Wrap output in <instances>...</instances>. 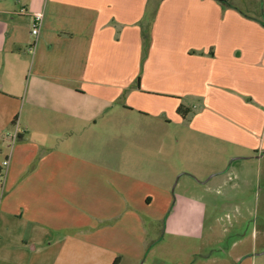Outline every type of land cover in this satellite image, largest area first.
Wrapping results in <instances>:
<instances>
[{
  "label": "crops",
  "instance_id": "1",
  "mask_svg": "<svg viewBox=\"0 0 264 264\" xmlns=\"http://www.w3.org/2000/svg\"><path fill=\"white\" fill-rule=\"evenodd\" d=\"M180 1L130 0L132 4H129L128 0H0V165L4 150L8 151L10 147L8 138L18 126L22 132L17 143L12 144L9 173L25 172L31 168L30 179L38 183H55L53 187L56 188L53 196L49 197L27 198L24 193L23 201L10 195L9 209L5 208V214L0 219V264H32V250L46 248V252L52 245V240L43 238L49 235L48 228H53L65 239L63 232H60V229H65L62 228L64 225L87 228L92 247L99 249L101 256L107 255L105 264H112L117 256L121 257L120 264H123L124 255L128 256L132 250L131 258L138 260L147 244L148 225L160 216V203L170 199L167 186L155 183L149 189L151 183H147L145 177L137 178L135 169L138 165L135 166V163H131L130 168L126 166L120 169L125 179H107L106 176L101 179L102 174L95 171L93 176L91 170L84 174L76 172L80 170L82 162L89 161V164L95 165L98 160L93 162L82 158L76 165L66 160L68 166L64 167V155L60 149L54 154L58 160L56 172L48 174L47 179L36 176L41 167L47 171L50 166V162H43L46 157L41 154V157L37 156L40 153L35 148L38 143L32 138L33 132L38 134L45 125L64 133L55 137L57 145L59 140L64 141L66 133L75 138V133L80 130L84 131V135L90 134L95 143L101 139L112 140L113 136L119 135L122 140L132 142H140L141 138L148 137L158 145L160 136L156 133L149 135L159 127L155 121H152L147 135L134 128L131 129L133 133H126V126L112 130L116 126L117 116L114 112L125 108L118 102L121 94L132 88L134 77L141 73L139 89L142 92L176 94L181 98L188 96V93L201 94L203 111H207L209 116L203 123H215L222 119L225 129H231V125L234 128V123L208 110L216 106L219 109L224 100L219 93L226 88L236 87L238 82L246 91H255L259 88L258 82L264 83V12L256 3L243 9L248 12L245 15L242 7L231 4L234 1L182 0L193 7L197 6L194 21L196 16L198 24L216 28L211 35L206 33L201 37H195L193 32L190 36L179 35L173 28L181 24ZM151 2L153 6H150ZM156 6L157 10L152 11ZM149 11H152L154 23L150 38L146 40L143 21ZM36 13L43 15L37 35L32 33ZM189 18V15L184 17L186 22ZM147 45V58L153 62V66L142 71L139 68L135 75L128 65L133 59L139 62L142 53L144 55L142 49ZM199 52L203 54L199 55ZM194 67L201 68V71L195 72ZM258 96L262 97L264 93ZM180 97L175 98L176 109ZM244 107L250 119L251 106L245 104ZM140 117L148 118L150 114ZM165 122L168 123L167 119ZM248 122L250 125V120ZM257 131L260 133L259 129ZM228 132L225 133L228 139L220 134L214 135L233 141ZM206 134L211 135L208 131ZM244 135L249 142V133L244 130ZM109 148L103 149V152H110ZM46 151L50 152L48 148ZM71 156L78 157V154L72 153ZM34 159L37 164L29 166ZM101 162L100 168L107 169L108 163L103 155ZM121 162L117 156V166ZM66 167L68 174H65ZM89 177L91 182L87 184L84 180ZM54 179L56 182H52ZM107 183H113L114 187L107 186ZM101 185L103 188L107 186L106 193L98 189ZM61 188H64L63 191ZM108 193L111 196L101 197ZM198 198V205L195 204L198 217L194 215L192 220H188L191 223L196 220L200 228L198 224L205 217L206 201ZM192 201L194 199L179 192L167 214L168 219L177 212L179 204L187 202L193 205ZM26 202L36 204L38 212L32 213L35 209L32 205L31 209L24 211L23 204ZM72 202L74 206L68 207ZM100 202L104 207L98 206ZM47 203L58 205L57 217L48 214ZM62 205L67 207L72 218L60 217ZM143 214L146 218L142 217ZM112 215L122 216L125 221V229L122 224L116 234L108 231L111 229L108 224H105L107 227L101 224ZM14 220H18V228ZM81 251L90 252V248L82 247ZM90 255L98 258L99 254ZM255 263L256 259L250 254L239 262Z\"/></svg>",
  "mask_w": 264,
  "mask_h": 264
},
{
  "label": "rangeland",
  "instance_id": "2",
  "mask_svg": "<svg viewBox=\"0 0 264 264\" xmlns=\"http://www.w3.org/2000/svg\"><path fill=\"white\" fill-rule=\"evenodd\" d=\"M232 1L234 2L231 4L242 7L241 11L245 15L247 11L243 9L254 3L261 6L264 12V0H229V2ZM128 3L132 4L130 0ZM152 3L150 6H153ZM179 4L182 14L181 24L178 23L177 28H173L177 30L179 35L187 34L190 36L193 32L195 37H201L206 33L212 34L216 27L207 28L198 24L196 16L194 21L197 6L193 7L191 3H185L182 0ZM197 5L199 4L197 3ZM155 10H157V6L152 11ZM152 11L147 12L144 18L145 22L143 21L146 27L143 30V36L146 40L150 38L154 23ZM185 15L190 16L188 22L184 19ZM202 30H204L203 33H201ZM142 51L144 55L142 53L139 62L138 59H133L128 65L134 70L135 75H137L139 68L142 71V69L153 66V62L147 58L149 45ZM198 54L202 55L203 53L199 52ZM211 55L212 53L209 54V56ZM194 69L195 72L201 71V68L194 67ZM140 74L134 77L132 88L127 92L124 91L118 100L125 108H121L119 112H114L117 117L115 119L116 126L112 130L117 131L120 126H126L128 127L126 133H133L131 129L134 128V130L143 132V135H147L152 121H155L159 127L157 131L153 129L154 132L149 133V135L156 133L157 136H160L158 145H155L153 140L148 139V137L142 139L140 136V142L137 140L132 142V140H122L119 135L113 136L112 140L101 139L95 143L90 134L84 135V131L81 130L75 133V138H72L70 133H66L64 141L59 140V145H57L55 137L58 138V134L64 135V133L52 129L50 125H45L43 131L38 132V134L33 132L32 138L38 143L35 148L40 153L37 156L46 157L43 162H50V166L47 167V171H43L41 167L36 176L47 179L48 174L56 172L58 160L54 154L56 150L60 149V153L64 155V167L68 166L66 160L74 165L78 164L77 161H81L82 158L90 159L93 162L98 160L95 165L89 164V161L82 162L80 170H76L77 174H84L91 170L92 176L96 174L95 172L102 174L101 179H104L105 176L107 179L113 178L115 180L118 177L125 179L124 174H120V169L126 168V166L130 168L135 163V166L138 165L135 169L138 174L137 178L145 177V181L151 183L149 189L155 183H162L163 187L167 186L170 199L166 203L165 201L160 203L158 207L161 209L160 216L152 221V228H150L151 225H148L147 244L141 251L140 258L138 260L131 258L132 250L128 256L124 255L123 264H223V260L225 264H239L248 254L256 259L255 264H264V134H262L264 130V96H258L264 93L262 90L264 83L258 82L259 88L255 91H246L238 82L239 86H233L232 89L226 88L219 93L221 98L224 96L220 108L218 109L216 106V108H211L208 111L211 110L216 116L234 123L235 129L232 127L233 125H231V129H225V123L222 119L215 123H203L206 121L204 119L209 116L207 111H203L201 94L191 93L189 95L188 93V96L185 95L182 98L169 93H167L168 95L163 93L148 94V92H142L139 89V81L142 77ZM175 96L181 98L179 105L183 104L184 115L174 106ZM245 104L251 106L250 119H248L249 112L244 109ZM110 114L112 113L110 112ZM149 114L150 117L148 118L140 117L141 115L149 116ZM159 115L161 117H158ZM166 119L170 124L165 122ZM248 120H250V125ZM237 122L243 124L239 125ZM121 128L125 130L124 127ZM206 130L211 135H207ZM244 130L250 135L248 136L250 137L249 142L246 139L247 136L244 135ZM21 132L22 130L17 126L10 134V138H8L10 147H8V151L4 150L5 153L0 165V219L5 214V208L9 209L7 206H10L8 203L10 195L18 197V201H23L25 200L24 193L27 198L31 196L39 198L53 196L52 193L56 190L53 187L55 183H42L40 181L38 183L37 180L30 179L31 168L26 169L25 172L9 173L12 144L17 143ZM226 132L229 133L233 141L224 140L222 137L219 138L214 135L220 134V136L225 137ZM261 139L262 143H260ZM108 147H110V152H103V149ZM47 148L50 150L49 153L46 151ZM6 153H8L7 157L5 156ZM72 153L78 154V157L71 156ZM102 155L108 163L107 169L100 168ZM117 156L122 161L120 166L115 163ZM239 156L243 157L238 159ZM125 160L129 162H125L127 163L125 164ZM36 162L34 159L29 166L37 164ZM68 172V167H66L65 174ZM52 182H56V180L54 179ZM84 182L90 184L91 178L89 177ZM107 184H109L107 186L114 187L113 183ZM93 185H97V183H93ZM107 186L103 188L101 185L98 189H103V193H106ZM61 189L63 191L64 188ZM43 190L44 194L42 193ZM179 192H183L194 199L193 205L187 202L179 204L177 212L168 219L167 214L174 205ZM108 196L111 194L101 195L103 198ZM198 196L206 201V214L203 217V222L198 224L200 228L197 227L196 220H193L192 223L188 220H192L194 215L198 217V209L195 206L199 199ZM27 203L23 204L24 211L26 208L31 209V205L33 208L37 207L34 203L29 202L31 205ZM45 206L50 216L53 214L54 217H57L55 214H57L58 205H54L56 208L49 203ZM71 206H74L73 202L70 206L68 205V207ZM98 206L104 207L101 202ZM64 207L62 205L60 208V217L72 218L70 211ZM37 212V208L32 211L35 214ZM142 217L146 218V215L143 214ZM18 220H14V225L17 228L19 227ZM7 221L10 223L9 219ZM101 222L105 227H107L105 224H108V227H111L108 231L112 230L114 234L122 224L123 229H125V221L122 220V216L112 215L111 218ZM63 227L65 229H60V232H63L65 239L60 237L61 235L59 236L53 228H48L49 235L43 236V238H46L47 241L52 240V245L46 252V248L32 250L31 253L34 255L32 264L107 263V255L101 256V251L92 247L87 228L80 226L71 228L66 225ZM240 238H242L241 241ZM82 247L90 248V252L81 251ZM90 253L99 254L98 258L92 257ZM205 259L207 260L204 261Z\"/></svg>",
  "mask_w": 264,
  "mask_h": 264
},
{
  "label": "built area",
  "instance_id": "3",
  "mask_svg": "<svg viewBox=\"0 0 264 264\" xmlns=\"http://www.w3.org/2000/svg\"><path fill=\"white\" fill-rule=\"evenodd\" d=\"M42 21H43L42 13H36L34 15V22H33V28H32V33L33 34L37 35L39 33ZM14 139H15V137H14Z\"/></svg>",
  "mask_w": 264,
  "mask_h": 264
},
{
  "label": "trees",
  "instance_id": "4",
  "mask_svg": "<svg viewBox=\"0 0 264 264\" xmlns=\"http://www.w3.org/2000/svg\"><path fill=\"white\" fill-rule=\"evenodd\" d=\"M229 3H231V2H229ZM183 109H184L183 104L179 105L178 110H179L180 113H182V115H184L183 113H185V112H183ZM120 261H121V257L117 256L114 259V261L112 262V264H120Z\"/></svg>",
  "mask_w": 264,
  "mask_h": 264
}]
</instances>
